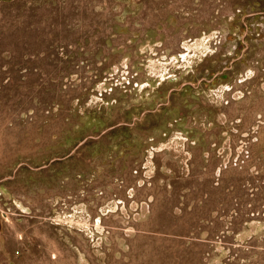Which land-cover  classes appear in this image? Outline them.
<instances>
[{
    "label": "rangeland",
    "instance_id": "374dc122",
    "mask_svg": "<svg viewBox=\"0 0 264 264\" xmlns=\"http://www.w3.org/2000/svg\"><path fill=\"white\" fill-rule=\"evenodd\" d=\"M254 154L264 0H0V264H252L185 198Z\"/></svg>",
    "mask_w": 264,
    "mask_h": 264
},
{
    "label": "crops",
    "instance_id": "0c3cea01",
    "mask_svg": "<svg viewBox=\"0 0 264 264\" xmlns=\"http://www.w3.org/2000/svg\"><path fill=\"white\" fill-rule=\"evenodd\" d=\"M202 172L204 185L190 187L185 198L191 231L202 237L222 232L231 248L253 254L252 264H264V156L254 154L253 163L241 168L216 160ZM248 182L256 191L246 186ZM259 200L261 208L256 206ZM249 203L260 209L259 215L250 214L254 209Z\"/></svg>",
    "mask_w": 264,
    "mask_h": 264
}]
</instances>
